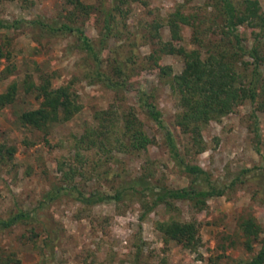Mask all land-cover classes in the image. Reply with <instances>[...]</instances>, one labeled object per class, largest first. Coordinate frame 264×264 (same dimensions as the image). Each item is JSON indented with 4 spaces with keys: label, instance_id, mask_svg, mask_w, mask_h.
<instances>
[{
    "label": "rangeland",
    "instance_id": "rangeland-1",
    "mask_svg": "<svg viewBox=\"0 0 264 264\" xmlns=\"http://www.w3.org/2000/svg\"><path fill=\"white\" fill-rule=\"evenodd\" d=\"M84 1L96 6L102 2ZM106 1L110 8L111 0ZM209 1L190 2L185 13H195L206 20L211 12L206 8ZM260 2L264 10V0ZM183 3V0H140L124 6L129 14L116 15L115 38H111L110 47L104 52L106 60L111 56L110 50L119 49L121 58L135 50L133 61H137V70L130 84L152 96L182 147L187 139L175 125L179 107L170 82L173 75L183 71L184 60L177 55L159 53L156 54L160 55L158 65L154 66L149 57L159 49V39L152 38L151 25L162 23L160 40L170 41L167 20ZM65 7L63 0H0V18L10 22L43 19L58 23L67 14ZM83 28L98 43L104 29L103 15L95 12ZM240 32L246 44L252 45L250 31L240 27ZM193 33L191 27H183L181 45L189 50L197 48L192 41ZM213 38L220 40L221 36ZM0 49L4 54L0 58V74L8 67L13 71L7 79L0 76V94L13 82L20 87L16 102L0 110V142L16 149L12 160H0V217H9L20 209H40L39 224L0 231L1 255L14 254L21 264H237L250 257L242 246L239 220L253 215L264 224V113H258L262 156L256 151L254 107L249 102L220 121L211 122L204 130L207 149L195 156L193 163L222 183L244 169L254 170L244 176V184L224 197L210 200L202 212L194 211L189 204L178 203L180 219L199 223L202 244L197 251H191L173 241L167 242L156 230L157 222L175 215L164 206L141 222L144 208L139 197L88 208L64 196L39 207L46 193L61 185V164H66L67 169H82L78 181L87 191H112L118 186L113 181L116 174L127 180L149 174L154 181L175 188L187 186L190 180L171 160L162 132L139 107L133 86L116 93L102 85H91L84 78L87 63L75 37L52 34L40 26L24 23L17 29H0ZM162 67H171L172 75H165ZM262 70L264 75V66ZM41 73L50 76L54 87L71 86L83 107L71 121L56 123L49 134L24 127L20 121L24 111L39 106L34 95L25 94L23 81L32 75L39 82ZM113 108L136 110L154 144L136 155L115 152L116 160L108 162L97 150L82 152L81 164L76 141L87 127L96 123L97 112ZM35 227L39 237L32 238ZM46 229L51 231V239H47Z\"/></svg>",
    "mask_w": 264,
    "mask_h": 264
},
{
    "label": "trees",
    "instance_id": "trees-1",
    "mask_svg": "<svg viewBox=\"0 0 264 264\" xmlns=\"http://www.w3.org/2000/svg\"><path fill=\"white\" fill-rule=\"evenodd\" d=\"M135 1L140 0H111L110 8H107L106 0H102L98 6L87 4L84 0H63L67 14L62 22L50 23L43 19L10 22L0 18V29H17L21 24L27 23L40 26L52 34L75 37L77 48L85 54L87 63L84 78L89 80L91 85H102L116 93L133 86L139 107L162 132L171 160L189 178L190 183L185 187L175 188L154 181L149 174L130 180L116 174L113 181L118 183V186L112 191H87L78 181V176L83 175L82 169H67L66 164H61V185L51 188L39 207L42 208L44 204L64 196H70L88 208L124 202L132 196L139 197L144 208L141 222L158 207L164 206L175 215L166 221L157 222L156 230L167 242L173 241L185 249L197 251L202 244L199 223L194 219H180L181 209L178 203L189 204L194 211L202 212L208 208L210 200L224 197L240 184H244V176L254 170L244 169L224 183L213 179L207 170L193 163V158L207 149L204 130L211 122L220 121L249 102L254 107L253 126L258 141L256 151L261 155L262 136L258 113H264V10L260 0H210L206 8L211 9V12L207 13L206 20H201L198 14L185 13L186 4L194 0H183L184 3L179 5L167 20L171 32L170 41L160 40L162 23L155 22L151 25V35L152 38L159 39V49L149 57V61L157 66L160 55L156 54L159 53L177 55L184 60L183 71L173 75L170 82L179 107L175 125L187 139V143L182 147L166 124L163 113L152 100V96L144 89L130 84L137 70V61H133L136 58L135 50H130L128 54L131 55L121 58L119 49H113L110 50L111 56L104 59V52L110 47L109 41L115 38L116 15L127 16L129 11L125 10L124 6L129 7ZM95 12L104 17L102 38L98 43L94 42L83 28L85 21ZM184 26L194 30L192 41L197 48L189 50L181 45L184 40ZM240 27L250 31L253 37L252 45L246 44ZM217 35L221 36L220 40L213 38ZM3 57L0 49V58ZM161 71L167 76L172 75L171 67H162ZM12 72L8 67L0 76L7 79ZM39 80L36 82L34 76L27 75L23 81L25 94L34 95L39 106L24 111L20 121L24 127L49 134L56 123L71 121L83 107L71 86L54 87L50 76L44 73L39 74ZM19 92V84L11 83L6 91L0 94V110L14 104ZM95 122L87 127L76 141L77 158L81 164L84 158L82 152L97 150L103 153L105 162H108L111 159L116 160L115 152L136 155L147 151L154 144V139L133 108L123 111L113 108L97 112ZM15 152V147L0 142L1 161L12 160ZM39 210L20 209L9 217H0V231H9L18 225L39 224ZM239 228L242 246L250 257L239 260L237 264H264V224L259 223L253 215H248L240 218ZM46 232L47 239H51V231L46 229ZM31 233L32 238L39 237L36 227ZM13 263L21 264L14 254L6 257L0 254V264Z\"/></svg>",
    "mask_w": 264,
    "mask_h": 264
}]
</instances>
